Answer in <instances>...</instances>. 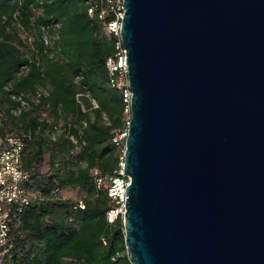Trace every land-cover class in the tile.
<instances>
[{
	"label": "water",
	"instance_id": "obj_1",
	"mask_svg": "<svg viewBox=\"0 0 264 264\" xmlns=\"http://www.w3.org/2000/svg\"><path fill=\"white\" fill-rule=\"evenodd\" d=\"M134 264H264V0H124Z\"/></svg>",
	"mask_w": 264,
	"mask_h": 264
},
{
	"label": "trees",
	"instance_id": "obj_2",
	"mask_svg": "<svg viewBox=\"0 0 264 264\" xmlns=\"http://www.w3.org/2000/svg\"><path fill=\"white\" fill-rule=\"evenodd\" d=\"M112 19L102 0H0V135L25 142L23 167L41 194L12 223L4 264H133L124 221H109L114 201L98 186L123 162L114 139L128 118L108 68ZM69 188L86 195L62 198Z\"/></svg>",
	"mask_w": 264,
	"mask_h": 264
},
{
	"label": "built area",
	"instance_id": "obj_3",
	"mask_svg": "<svg viewBox=\"0 0 264 264\" xmlns=\"http://www.w3.org/2000/svg\"><path fill=\"white\" fill-rule=\"evenodd\" d=\"M102 1L107 3L109 11L113 14V19L106 24V29L109 33H114L119 37L117 51L114 56L109 58L108 68L112 77V84L124 93L128 114L126 127L117 132L114 141L126 146L133 96L130 88L127 50L121 38L126 6L124 0ZM93 11L94 9L91 8L90 13ZM106 11L107 9H103L101 18L105 17ZM24 147L25 142L20 137L0 135V264H4L5 257L14 247L11 234L12 223L21 216L25 209L41 199V194L31 187V174L23 167L22 152ZM95 173L99 175L98 170ZM129 184L130 177L125 173L123 162L112 174L98 176V186L104 187L114 201V207L108 212V219L111 223L121 217L124 221L127 202L126 189ZM79 206L85 207L83 201L79 203ZM127 253L131 259L129 249H127Z\"/></svg>",
	"mask_w": 264,
	"mask_h": 264
},
{
	"label": "rangeland",
	"instance_id": "obj_4",
	"mask_svg": "<svg viewBox=\"0 0 264 264\" xmlns=\"http://www.w3.org/2000/svg\"><path fill=\"white\" fill-rule=\"evenodd\" d=\"M23 37L24 39H26L27 41L31 40V38H29L28 34H23ZM48 158V157H47ZM48 170H49V165H48V162L47 163H44L42 165V169H41V172L42 174L43 173H48ZM86 195V191L83 190V189H67V190H64L62 192H60V196L64 199H72L74 201H77V200H81L84 196Z\"/></svg>",
	"mask_w": 264,
	"mask_h": 264
}]
</instances>
